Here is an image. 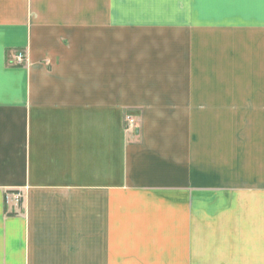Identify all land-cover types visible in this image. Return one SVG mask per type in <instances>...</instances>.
<instances>
[{
    "label": "crops",
    "instance_id": "obj_1",
    "mask_svg": "<svg viewBox=\"0 0 264 264\" xmlns=\"http://www.w3.org/2000/svg\"><path fill=\"white\" fill-rule=\"evenodd\" d=\"M0 264H264V0H0Z\"/></svg>",
    "mask_w": 264,
    "mask_h": 264
},
{
    "label": "built area",
    "instance_id": "obj_2",
    "mask_svg": "<svg viewBox=\"0 0 264 264\" xmlns=\"http://www.w3.org/2000/svg\"><path fill=\"white\" fill-rule=\"evenodd\" d=\"M25 61V54L24 52H16L14 55V62L15 64H22ZM22 191L21 190H10L7 191L4 195V201L6 203H12L18 205L22 200Z\"/></svg>",
    "mask_w": 264,
    "mask_h": 264
},
{
    "label": "rangeland",
    "instance_id": "obj_3",
    "mask_svg": "<svg viewBox=\"0 0 264 264\" xmlns=\"http://www.w3.org/2000/svg\"><path fill=\"white\" fill-rule=\"evenodd\" d=\"M240 42H242V44L243 45H245V41H243V39L242 40H240ZM238 45L239 47H240V49H239V51H240V53L238 52L236 55H235V58L239 61V59L240 60H243L242 59V57L244 56V54L242 53V49H243V45ZM224 58H225V56H224ZM239 62H241V61H239Z\"/></svg>",
    "mask_w": 264,
    "mask_h": 264
}]
</instances>
